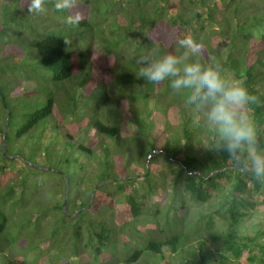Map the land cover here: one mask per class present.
Instances as JSON below:
<instances>
[{
    "label": "trees",
    "instance_id": "obj_1",
    "mask_svg": "<svg viewBox=\"0 0 264 264\" xmlns=\"http://www.w3.org/2000/svg\"><path fill=\"white\" fill-rule=\"evenodd\" d=\"M80 2L84 18L73 26L49 2L47 10L60 24L47 30L49 20L43 14H29L25 0H0V264L54 263L55 257L71 255L77 264H136L145 252L142 264H191L197 250L209 251L199 264H216V259L218 264H264V225L253 228V233L240 225L260 196L264 201V183L235 168L226 153L203 144L213 145L212 133L168 81L154 85L138 75L142 57L180 54L176 39L191 36L203 46L202 63L215 60L226 77L233 74L259 97L261 103L250 110L264 142V0ZM98 34L106 46L116 42L113 51L95 47ZM223 42L227 58L219 47ZM20 78L33 81L34 88L26 89ZM68 117L77 120L72 122L73 132L84 124L97 132L99 154L94 156L90 145H75L73 134L60 130ZM32 143L31 162L39 159L67 177L53 171L61 186L55 194L61 197L42 212L26 197L32 179L45 178L52 170L24 161L12 164ZM78 151L98 161L87 179ZM153 151L160 153L150 159ZM160 160L170 165L173 175L170 200L164 209L154 204L160 217L152 221L144 216L145 204L133 192H125L128 185L139 183L149 200L164 189L167 196L166 182L160 183L156 175L164 167ZM105 180L111 181L99 186L92 200L93 190ZM113 185L116 190L110 188ZM184 196L196 203L216 200V211L201 214L207 237L199 232L198 221L185 223L179 215L190 209ZM69 205L74 215L69 214ZM105 206L115 209L113 217L97 218ZM214 214L223 220L222 230L214 227ZM35 217L39 224L31 228ZM167 229L173 233L167 235ZM145 231H152L153 238H140ZM126 234L137 246L140 240L146 243L125 255ZM33 239L39 240V248L32 245ZM208 240L215 252L207 247ZM63 249L70 255L59 252Z\"/></svg>",
    "mask_w": 264,
    "mask_h": 264
},
{
    "label": "clouds",
    "instance_id": "obj_2",
    "mask_svg": "<svg viewBox=\"0 0 264 264\" xmlns=\"http://www.w3.org/2000/svg\"><path fill=\"white\" fill-rule=\"evenodd\" d=\"M49 2L57 12L66 14L67 25H78L84 18L80 0H25V7L29 14H43ZM175 43L182 50L180 54L142 57L139 77L154 85L168 81L175 93L184 95L212 133L213 145L203 144L226 153L235 168L264 183V142L250 110L261 103L259 97L242 83L226 77L215 60L202 63L199 58L203 46L191 36L178 38Z\"/></svg>",
    "mask_w": 264,
    "mask_h": 264
},
{
    "label": "rangeland",
    "instance_id": "obj_3",
    "mask_svg": "<svg viewBox=\"0 0 264 264\" xmlns=\"http://www.w3.org/2000/svg\"><path fill=\"white\" fill-rule=\"evenodd\" d=\"M54 13L52 10H47L46 13H43V18L49 20L48 21V26H47V30H50V29H53V28H56V26L58 24H60L58 21H53V16ZM94 44H95V47L101 51V52H106L107 50L108 51H113L114 50V47L112 44L113 43H116V42H109L107 43V46L105 44H103L102 42V39H101V36L98 34L96 37H94ZM74 47V46H73ZM219 47L222 49V52H223V57L224 58H227V55H228V50H227V47L225 46L224 42L223 43H220L219 44ZM214 55H216V52L214 53ZM16 61H20V58L16 57ZM50 75H51V72L50 71H47ZM228 74V78H231V79H234V75L231 74V73H227ZM226 75V73H225ZM20 81L23 82V85L26 86V89L28 90H31L34 88L35 86V83L32 81L29 82V81H25V79L21 80L20 78ZM237 81V80H236ZM239 82V81H238ZM111 95H113L114 97V102L113 103H116V98H118V95L116 93V91H111ZM111 107H114L112 110L115 109V106L112 105ZM111 110V111H112ZM110 111V112H111ZM103 114V112H102ZM76 122L77 120H74L72 117H68L67 120H66V124L62 126L63 129H60L62 130V132L64 133H67V132H70L73 134V143L75 145H79L80 143H83L85 145H90L92 147H94V150H95V154H99L100 153V146L98 144H95V139L97 140V132H95L91 126L89 124H84L81 126L82 129H78L76 132H73L72 130L75 128L73 126V123L72 122ZM64 123V120L62 121V124ZM48 135H51V131L49 130ZM47 135V136H48ZM45 135L44 139L47 137ZM106 141L108 142H111L110 139H106ZM30 144L27 148V151L25 152V154L21 155L22 158H20V160H15L17 162H13L12 164L13 165H18V164H22V162L24 161L25 164H29V165H36L38 166V168H41L43 170H52V171H47V173H45V178L41 177V176H38L36 177L37 179H32V184H30V193L27 195L26 197V200H32V201H35V204H32L33 207H35L34 209L37 210V211H44L47 209L48 206H50L51 204H53V201H56L57 200V197L60 198L61 195L58 194H55V191H56V188L60 189L61 190V186H60V182H59V176L53 172V171H56V172H64L62 170H60V168H57V167H51L50 165H42L41 163L39 162H43L39 159L38 162H31L29 159H30V154H31V151H32V148L33 145ZM94 145V146H93ZM60 147L63 149L65 148V144L64 142L61 143ZM137 148H138V144H137ZM158 153H160L159 151H153L149 158L150 159H153ZM16 154V153H15ZM16 155H11V156H8L9 158H13L15 157ZM77 156H79L80 158V161L82 163L85 164V166L87 167V171L84 173L85 177L86 178L87 176H91L94 174L93 170H97V164H98V161H96V159H94V157L91 156V158H89L88 155H86L85 153L83 152H77ZM128 155H126V159H127ZM129 160V159H128ZM127 160V161H128ZM157 162V160L155 161ZM161 164L164 166L162 171L161 172H158L156 175H157V180H159L160 183H163L164 181L166 182V189H167V196H165V189L163 191H161V193H157V196L154 197L155 200H149V198H145L143 196V193L144 191L141 189V185L139 183H135L134 185H128V189L126 190L125 193H128L129 191L130 192H133L137 197L138 199L145 204V212H144V216L145 218H147L148 220H152V221H156L158 220L157 217H160L158 215H156V208L153 207L155 203H159L160 204V207L161 209H164L166 208L165 205V202L167 200H170V191H171V187H169V185L172 183V177L173 175L170 173V165L165 163L164 160H160ZM10 164V162H8ZM39 163V164H37ZM22 167V165H21ZM32 174V173H30ZM43 175V176H44ZM87 179V178H86ZM69 183V182H68ZM102 183V182H101ZM100 183V184H101ZM98 186V185H97ZM66 187H67V181H66ZM66 187H65V191H66ZM110 188L112 190H116L117 187L116 185H113V186H110ZM60 193V192H59ZM58 195V196H57ZM63 195V194H62ZM121 196V194H120ZM63 197V196H62ZM185 198H187L188 200V203L191 204L190 205V209H189V212H186V210H183L182 212L179 213L180 216H184L185 217V220L183 222L186 223V220L187 221H198V227H199V232L203 234L204 237H207V224H206V220H202L201 219V214H206V213H209V212H213V211H216L219 207L216 203V200L213 199L211 201H209L208 203H196L195 201H192L189 199L188 196H184ZM183 197V198H184ZM217 197H221V196H217ZM65 198H66V195L64 196V201H65ZM78 198V197H77ZM68 199V197H67ZM74 200V197L72 198ZM78 200V199H77ZM258 205L253 209V210H250L249 212V215L247 214L246 218L244 221L241 222L240 225H242V229L243 231H245L246 233H253V228H256L260 225V223H262V226L264 225V201H263V197L260 196L258 199ZM70 204V203H69ZM178 205H180V203L178 202L177 203ZM72 205V204H71ZM71 205H69L68 207V210L70 211V215H74V213H71L72 211V207ZM154 208V209H153ZM77 212V211H76ZM114 212H115V209L114 208H110V207H103L102 210L96 215L97 218H112L113 215H114ZM31 213V211H29L28 215ZM40 213V212H39ZM143 215H141L142 217ZM33 220L31 222H29V225L31 228H35L38 226L39 222H38V218L35 217V218H32ZM177 222V221H176ZM182 222V224H183ZM164 223V222H163ZM177 226H179V224H176ZM214 227L217 229V230H222L224 228V223H223V220L217 215V214H214ZM174 230H176L175 227H173ZM179 230H181V227H178ZM173 230V229H172ZM185 230H189V228H185ZM173 232L170 230V229H167L166 230V234L169 235V234H172ZM190 234L192 235L193 233L190 232ZM140 238H143V239H149V238H153V233L152 231H145L143 232L142 234H140ZM159 235V234H158ZM159 237H161L159 235ZM128 238V243H126V245L124 246V249H123V253L126 255V254H129L131 252H133L136 248L138 247H141L143 246L145 243H146V240H140L138 242V245L137 246L134 241H133V237L131 238L130 236H128L126 234V237L125 239ZM191 243H193V240H191V242L187 243V245L189 246ZM116 242L111 244L112 246H116ZM207 244V247H211L212 250L211 251H214L215 252V246H211V245H214L212 240H208L206 242ZM32 245L35 247V248H39V240L37 239H33L32 240ZM59 252H63V254H69V250L68 249H63V250H60ZM208 252H204V253H201V251L197 250V253L195 255V257H193V262L191 264H199L202 256H205L206 257V254H208ZM56 254V252L52 253V255ZM145 255L143 256L142 259H140L139 262H137L136 264H142V260H144L146 257H147V252L144 253ZM166 254L169 255L171 254L170 250H166ZM70 255V254H69ZM211 254H209L207 256V259L208 257L210 256ZM32 256V255H31ZM67 256L65 257H55V261L54 263L53 262H46V264H56L58 263L59 261L62 262V264H77V263H73L72 261L74 260V258H72V255L69 257V258H66ZM217 259L216 260H213L214 263L218 264V261ZM61 262L59 264H61Z\"/></svg>",
    "mask_w": 264,
    "mask_h": 264
},
{
    "label": "water",
    "instance_id": "obj_4",
    "mask_svg": "<svg viewBox=\"0 0 264 264\" xmlns=\"http://www.w3.org/2000/svg\"><path fill=\"white\" fill-rule=\"evenodd\" d=\"M7 130H8V122L6 123V125H5V128H4V133H3V145H2V148L4 149V143H5V138H6V133H7ZM62 173V175H64L65 176V179H67V177H66V175L63 173V172H61ZM149 173H150V171H148L146 174H144V175H149ZM111 180H105L104 182H102L101 184H99L94 190H93V196H92V200L94 199V194H95V192H96V189L99 187V186H101L102 184H104V183H107V182H110ZM68 190H69V183H68V181H67V187H66V198H65V201H64V204H63V208H64V210H65V208H66V203H67V196H68ZM91 200V201H92Z\"/></svg>",
    "mask_w": 264,
    "mask_h": 264
}]
</instances>
